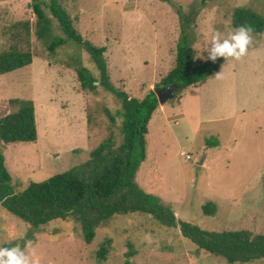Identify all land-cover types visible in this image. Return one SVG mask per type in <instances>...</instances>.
<instances>
[{"label":"rangeland","instance_id":"obj_1","mask_svg":"<svg viewBox=\"0 0 264 264\" xmlns=\"http://www.w3.org/2000/svg\"><path fill=\"white\" fill-rule=\"evenodd\" d=\"M59 1L83 39L106 48L111 84L140 100L162 87L183 34L195 64H200L206 61L200 57L207 56L210 34L234 29V9L249 8L264 17V0L205 5L199 0ZM32 5L33 0H0V52L7 47V28L19 21L31 27L32 63L0 75V118L11 113L10 100L34 106L36 141L3 150L16 193L30 182L85 163L110 135L120 142L119 120L112 125L106 116L120 110L116 97L103 88L93 93L80 88L78 62L98 76L89 54L72 41L50 52L48 45L65 37L41 4L52 30L49 39L38 40ZM252 37L241 61L224 62L204 84L158 104L147 126L138 186L171 208L178 221L205 231L243 229L264 235V30ZM207 202L216 207L213 215L202 211ZM107 239L106 260L97 261L96 252ZM26 240L33 242L26 251H34V264H227L198 250L178 227L163 226L149 215L115 216L86 244L71 219L34 229L0 206V246Z\"/></svg>","mask_w":264,"mask_h":264},{"label":"trees","instance_id":"obj_2","mask_svg":"<svg viewBox=\"0 0 264 264\" xmlns=\"http://www.w3.org/2000/svg\"><path fill=\"white\" fill-rule=\"evenodd\" d=\"M199 1L205 5L214 0ZM41 4L47 6L65 37L53 40L48 45V50L54 52L67 41L83 48L89 54L98 76L94 77L78 62L75 73L80 88L89 93L103 88L118 100L120 110L114 115L106 112V116L112 125H116L119 120L120 142L115 143L114 135H110L91 150L85 163L42 182H30L23 192L16 193L11 185V175L5 166L3 150L11 144L35 142L36 122L31 101L10 100L11 113L0 118V206L34 229L58 220L71 219L78 225L86 244L93 241L98 228L115 216L135 213L149 215L163 226L178 227L182 237L188 239L198 250L219 257L227 264H254L264 261L263 234H254L243 229L211 232L178 221L171 208L138 186L136 175L146 159L147 126L158 106L155 94L149 92L140 100L116 89L108 76L104 57L106 48L95 46L83 39L59 0H33L32 9L36 15L35 36L38 40L49 39L52 30L51 21L42 10ZM175 10L183 18L180 9ZM231 25L234 29L241 25L251 26L252 35L260 37L264 30V17L249 8L238 7L232 13ZM30 31L28 21L15 22L4 31L7 47L0 52V75L32 63ZM224 62L221 58L215 64L210 61L195 64L188 35L183 34L176 48L174 67L162 82L179 87L174 94V98H177L186 89L198 87L218 75ZM208 144L216 145L215 142ZM215 209L211 202L202 206L205 215H213ZM110 243V239H107L99 246L96 252L97 261L106 260ZM128 254L127 257L133 255Z\"/></svg>","mask_w":264,"mask_h":264},{"label":"clouds","instance_id":"obj_3","mask_svg":"<svg viewBox=\"0 0 264 264\" xmlns=\"http://www.w3.org/2000/svg\"><path fill=\"white\" fill-rule=\"evenodd\" d=\"M252 31L248 25H241L226 35L220 31H213L210 34L209 45L204 50L207 56L200 58L213 64L221 58L226 63L241 61L253 43ZM32 244V241L26 240L23 244L17 242L7 247L0 246V264H34V251H26L32 248Z\"/></svg>","mask_w":264,"mask_h":264},{"label":"water","instance_id":"obj_4","mask_svg":"<svg viewBox=\"0 0 264 264\" xmlns=\"http://www.w3.org/2000/svg\"><path fill=\"white\" fill-rule=\"evenodd\" d=\"M179 89L177 85H170V87L166 90V94L162 96V92L165 91L164 88H159L155 91V96L157 98L158 104L162 105L167 101H170L174 98L175 92Z\"/></svg>","mask_w":264,"mask_h":264},{"label":"flooded vegetation","instance_id":"obj_5","mask_svg":"<svg viewBox=\"0 0 264 264\" xmlns=\"http://www.w3.org/2000/svg\"><path fill=\"white\" fill-rule=\"evenodd\" d=\"M170 87V85H165V84H162V87L161 88H164L165 91L162 92V96H164L166 94V90Z\"/></svg>","mask_w":264,"mask_h":264},{"label":"built area","instance_id":"obj_6","mask_svg":"<svg viewBox=\"0 0 264 264\" xmlns=\"http://www.w3.org/2000/svg\"><path fill=\"white\" fill-rule=\"evenodd\" d=\"M187 159L189 160V159H190V157H189V156H187Z\"/></svg>","mask_w":264,"mask_h":264}]
</instances>
